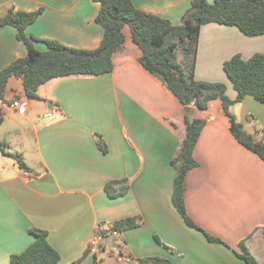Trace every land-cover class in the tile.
Masks as SVG:
<instances>
[{
  "label": "crops",
  "instance_id": "1",
  "mask_svg": "<svg viewBox=\"0 0 264 264\" xmlns=\"http://www.w3.org/2000/svg\"><path fill=\"white\" fill-rule=\"evenodd\" d=\"M131 1L137 9L174 25L180 24L191 3ZM98 8L94 0H0V18L10 10L41 9L25 30L36 40L35 49L44 52L43 41L53 40L93 50L103 35L94 23ZM122 32L124 46L113 55L109 74L51 80L32 100L20 78L9 79L6 104L0 103L4 116L0 126L10 127L0 132V138H11L10 148H19L22 156L27 138L35 153L28 157L29 165L25 162L28 172L0 153V264H9L11 255L33 242L31 228L47 232L60 256L57 264L72 263L83 256L98 225L112 226L129 217H136L139 225L122 232L121 239L136 262L159 257L172 264H245L234 251L247 239L250 253L264 264V162L235 140L219 100L204 111L181 105L140 65L141 51L129 27ZM255 54H264V35L247 37L236 27L206 24L199 33L194 78L226 84V94L233 100L236 92L223 63L234 55L248 60ZM25 56L16 30L0 27V70ZM16 98L29 101L25 115L7 107ZM231 113L245 132L262 135L264 104L245 97ZM186 116L202 119L205 125L193 151L198 166L185 177V208L197 226L228 247L187 227L171 204L176 173L170 162L185 137ZM93 134L102 137L106 153L98 149ZM123 180L128 192L110 199L105 185ZM92 263L93 257L87 255L81 264ZM101 264L120 263L105 257Z\"/></svg>",
  "mask_w": 264,
  "mask_h": 264
},
{
  "label": "trees",
  "instance_id": "2",
  "mask_svg": "<svg viewBox=\"0 0 264 264\" xmlns=\"http://www.w3.org/2000/svg\"><path fill=\"white\" fill-rule=\"evenodd\" d=\"M98 13L94 23L103 30L102 39L93 50L73 49L53 40H44L46 51L35 49L34 38L25 30L32 25L42 10L15 12L10 10L0 18V27L10 26L16 30V38L26 48V56L18 58L0 70V103L5 105L4 92L11 78H20L28 99H36L38 89L47 82L68 77H98L113 71V55L124 46L122 29L128 26L133 43L140 49V65L158 78L183 106H194L207 110L209 104L219 100L223 113L228 118L229 130L235 140L264 162V145L243 130L231 113V107L245 97H252L264 104V54H255L248 60L234 55L223 63V71L236 92L231 100L224 83L197 81L194 78L199 33L206 24L236 27L247 37L264 35V0H191L190 8L182 16L180 24L174 25L162 17L137 9L131 0H94ZM0 109V125L3 122ZM205 125L202 119L185 117V137L171 166L175 170L172 182L171 204L187 227L201 232L209 242L227 246L221 239L213 237L197 226L188 216L184 202L186 174L198 164L193 151ZM264 136V130L262 131ZM96 146L106 153L102 137L93 134ZM8 144L0 139V153L12 157L21 170L30 169L21 155L6 152ZM9 147V146H8ZM129 190L126 180L110 181L104 191L110 199L123 196ZM138 219L129 217L113 223V229L124 232L138 227ZM33 242L20 254H13L9 264H57L60 256L50 245L47 232L31 228ZM264 238V232H263ZM246 240H241L236 256L245 264H261L248 250ZM228 247V246H227ZM88 251L69 264H81ZM138 264H172L169 260L150 257L140 259Z\"/></svg>",
  "mask_w": 264,
  "mask_h": 264
},
{
  "label": "built area",
  "instance_id": "3",
  "mask_svg": "<svg viewBox=\"0 0 264 264\" xmlns=\"http://www.w3.org/2000/svg\"><path fill=\"white\" fill-rule=\"evenodd\" d=\"M18 115H25L29 101L26 98H16L7 106ZM254 138L262 142V135L257 133ZM122 232H119L111 226L98 225L93 238L87 245L88 255L93 257L92 264H101L103 258L114 259L120 264H137L131 258L125 246H123Z\"/></svg>",
  "mask_w": 264,
  "mask_h": 264
},
{
  "label": "rangeland",
  "instance_id": "4",
  "mask_svg": "<svg viewBox=\"0 0 264 264\" xmlns=\"http://www.w3.org/2000/svg\"><path fill=\"white\" fill-rule=\"evenodd\" d=\"M212 0H209L208 1V3L209 2H211ZM212 3V2H211ZM226 85V84H225ZM232 86V85H231ZM9 127H10V125H8V127H1L0 126V132H4V131H6V130H8L9 129ZM253 128H254V125H252L251 126V130H250V132H253ZM250 134H252V133H250ZM2 141H5L4 139H2V138H0ZM15 141V139H12V144H13V142ZM7 144H8V146H7V148H6V152H8V153H11V154H14V155H17V151L16 150H20L19 148L18 149H12V148H10V144H11V138H7L6 139V141H5ZM24 150L22 151L23 152V156L21 155V157H22V161L25 163H27L28 165L30 164V161L28 160V157H33V155H34V143L33 142H31L30 140H28L27 138H25L24 139ZM24 157V158H23Z\"/></svg>",
  "mask_w": 264,
  "mask_h": 264
}]
</instances>
